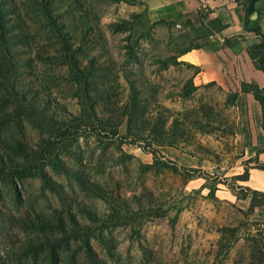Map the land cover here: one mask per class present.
I'll list each match as a JSON object with an SVG mask.
<instances>
[{"label": "rangeland", "instance_id": "obj_1", "mask_svg": "<svg viewBox=\"0 0 264 264\" xmlns=\"http://www.w3.org/2000/svg\"><path fill=\"white\" fill-rule=\"evenodd\" d=\"M1 34L9 82L54 118L81 119L68 123L72 144L55 145L63 169L45 168L55 191L37 176L0 181V264H264V201L247 190L264 161L234 143L229 93L194 86L173 59L204 27L159 19L141 0H0ZM65 41L92 65L86 77L64 62ZM128 80L142 98L130 128ZM3 95L0 153L17 156L3 142L35 148L46 134Z\"/></svg>", "mask_w": 264, "mask_h": 264}, {"label": "crops", "instance_id": "obj_2", "mask_svg": "<svg viewBox=\"0 0 264 264\" xmlns=\"http://www.w3.org/2000/svg\"><path fill=\"white\" fill-rule=\"evenodd\" d=\"M148 12L176 25L204 27L205 34L197 40L198 47L179 55L178 61L193 68V85L214 84L223 92H239L233 104L237 114L235 144L245 146V157L257 156L264 161V112L250 92H241L242 82L264 88V72L255 67L248 48L260 42L253 31L257 24L264 34V0L255 2L257 11L249 17L245 28L246 0H141ZM217 20L221 26H211ZM249 132V133H247ZM264 173V170H263ZM252 189L264 192V174Z\"/></svg>", "mask_w": 264, "mask_h": 264}, {"label": "trees", "instance_id": "obj_3", "mask_svg": "<svg viewBox=\"0 0 264 264\" xmlns=\"http://www.w3.org/2000/svg\"><path fill=\"white\" fill-rule=\"evenodd\" d=\"M120 1V0H119ZM130 3H134L136 0H129ZM258 0H246L245 4V28L248 27V17L249 15L257 11L254 7L255 2ZM258 16L264 19V15H261L257 12ZM132 16H138V14L134 13ZM128 20H123L121 22H115L110 24V26L114 30H124ZM211 26H221V24L217 20H212L209 22ZM253 31L260 38V42L251 45L248 48V52L250 57L253 59L255 67L262 70L264 72V34L261 33L260 28L257 24L253 26ZM1 38H4V34L0 35ZM66 45L63 48V59L64 62L67 63L73 72H75L78 76H87L90 73V63L84 66L79 65L78 59L69 54L70 48L67 45L66 41L64 42ZM198 44L194 43L191 46L184 48L180 54L189 51L193 48H197ZM178 57H173L175 59V63L179 62ZM167 65L164 63V66ZM13 64H8L6 61V57L1 54L0 50V87H2L5 91V95L2 96L3 104L12 105V109L10 115L14 118L24 117L31 125H35L41 128L46 134L45 137L41 138L37 147H30L19 141L14 143L7 144L3 142L7 148L11 149L17 156H13L10 154L0 153V181L4 182H13L15 179H21L24 177H39L43 185L48 187L49 189L55 191L56 186L55 182H53L52 178L46 172L45 168L47 166L52 167L53 169H63V165L61 164V159L59 158V152H55V145L58 142H62V148L69 146L75 140L78 133H71L69 131V122H75V120L81 119V116H71L69 120L57 119L51 116L50 114L43 111V109L39 106H34L31 104V100L25 95L22 90L16 89L15 82H9V76L14 69ZM131 86V100L130 103L122 108V115L128 117L129 128L132 118H136L138 114H140L141 108V100L140 96H138V92L136 89V84L134 80H128ZM241 92H250L253 97L259 102L262 111L264 112V88H260L255 83H246L242 82L240 84ZM87 93H89L87 91ZM239 96V92H231L227 95L226 103L235 104L237 98ZM89 114L87 117H95L99 123H106L103 118H98L94 106H90ZM34 116L38 118V121L34 119ZM115 128L117 124L114 125ZM117 130L114 129L113 133L116 134ZM93 132V130H92ZM153 133L152 130L150 132ZM160 145V144H158ZM156 159V156L159 155V151L151 147L148 149ZM63 151V150H62ZM264 153V151H263ZM156 161V160H155ZM172 163V161H170ZM165 166L163 162L160 164ZM258 168L264 170V163ZM241 180L248 179L247 171L243 176H240ZM252 195H256L257 197H261L264 201V192L258 191L254 189L247 188ZM255 199L251 198V206H254Z\"/></svg>", "mask_w": 264, "mask_h": 264}]
</instances>
